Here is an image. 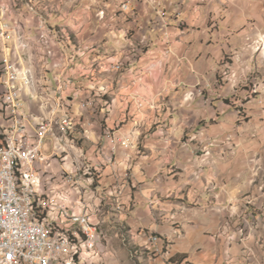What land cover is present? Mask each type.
<instances>
[{
    "label": "crops",
    "instance_id": "obj_1",
    "mask_svg": "<svg viewBox=\"0 0 264 264\" xmlns=\"http://www.w3.org/2000/svg\"><path fill=\"white\" fill-rule=\"evenodd\" d=\"M54 11L62 14L51 20ZM0 17L19 30L0 40V60L43 73L52 95L51 73L81 83L73 78L69 92L85 112L75 136L97 154L100 196L79 206L63 176L48 173L51 198L88 211L93 228L124 222L144 264H264V188L249 181L248 123L226 104L240 94L237 82L264 65V0H0ZM200 84L214 89L206 96ZM97 97L108 102L86 106ZM56 152L40 165L45 187ZM66 160L65 172L73 169ZM96 230L83 264L108 261Z\"/></svg>",
    "mask_w": 264,
    "mask_h": 264
},
{
    "label": "built area",
    "instance_id": "obj_2",
    "mask_svg": "<svg viewBox=\"0 0 264 264\" xmlns=\"http://www.w3.org/2000/svg\"><path fill=\"white\" fill-rule=\"evenodd\" d=\"M121 8L129 10V5L124 3ZM138 29L143 30V25ZM11 31L10 23L0 17V40L8 41ZM142 54L138 51L137 57ZM115 67L119 68V63ZM30 75L29 68L20 69L13 60L4 59L0 64V140H7V149H0V264H66V241L52 235V228H66L77 239L79 230L88 231L87 244H80L78 240L75 256V264H83L81 246L94 247V228L88 211H72L57 203L42 185L40 165L46 160L44 142L51 133L47 129V119L40 118L36 122L30 112L24 111L22 94L31 86ZM72 80L66 72L60 73L55 94H62L65 100ZM96 99L87 100L86 106L94 109L96 102L106 103L104 97ZM69 106L63 117L68 130L75 123ZM100 107L103 108V104ZM33 122H36L35 126ZM32 125L35 131L31 129ZM16 161H23V170H16ZM16 172H23V180H17L16 188H9V175H16ZM125 177L130 178V173ZM31 189H39L41 193V201H35V211L27 210V200H33ZM62 219H73V226L63 227ZM43 226H50V233H43ZM159 240V236L152 237V242L158 243Z\"/></svg>",
    "mask_w": 264,
    "mask_h": 264
},
{
    "label": "rangeland",
    "instance_id": "obj_3",
    "mask_svg": "<svg viewBox=\"0 0 264 264\" xmlns=\"http://www.w3.org/2000/svg\"><path fill=\"white\" fill-rule=\"evenodd\" d=\"M55 9L57 10V12L60 11L58 5L55 6ZM55 9L51 8L50 10H55ZM57 12L54 11L52 13V15L50 16L51 20H56L60 16L59 14H62L61 12L60 13ZM62 29L68 30V27L64 26V28ZM62 29L60 31H63ZM12 30L15 31L16 35H19L18 29L12 28ZM21 36L22 35L19 36L20 40H22ZM165 36H167V34ZM71 40L73 42H76L74 37H72ZM259 42L260 43L258 46L264 49V38L260 39ZM3 60H0V64L2 63ZM5 60H10V59L6 58ZM230 62L231 60L227 57L223 61L224 64H228ZM17 65L20 69L29 68V71L31 72V75L29 76L30 78L29 83H31V86L25 88L22 94V98L25 101L24 111L27 113L28 112L34 113V111L38 112V114H40L39 116L43 117V119L45 120L47 119V129L51 134L45 139L43 153L49 160L51 157H53V155L57 150L56 157L59 158L56 159L57 162H55V167L53 166L55 170L52 171L51 169V164H52L51 161L48 162L46 167L44 168V182L46 185V189L49 190L50 187L49 181H51L50 177L47 178V176H49L48 173H51L54 176H56V179L60 175H62L63 177H61V179L70 184L69 185L71 189L70 193L72 194V191H74L77 195H79V199L77 201L79 206H81V204L86 205L88 203L93 204V207L96 206L97 205L96 201L99 198L98 196H100L99 195L100 190L98 189L101 185L100 183L101 171L99 170L98 166L94 164V157L97 154L95 153L94 155L90 156V154L88 153L90 144L86 141V139H81L80 135L75 136L76 133L80 132L81 134V132L83 131L82 130L83 128L81 126V121L85 118V114H84L85 112H83L82 109L80 110V107L83 106L82 97L77 98V101L75 100L76 103L74 104L73 101H70L69 99L70 96L69 92L71 90V86L73 85V83H75L74 79L78 84V88H80L81 83L79 82V79L76 77L74 78L73 76L74 78L72 80L73 83L69 88H67L65 100H64L62 94L54 93V95H52L49 93L46 87L47 84L45 85V83L42 81V78L40 76V74L42 75L43 73L40 74L34 73L33 70L31 69L32 67L27 63L25 64V62L24 63L21 62ZM255 69L257 72L251 73L249 74V76H244L240 83L237 82V84H239L238 87L240 94H237V96L236 95L231 96V98L227 100L226 104L232 106L236 110V113L238 114V117L242 122L248 123L249 137L248 136L247 137L249 139L247 144H245L244 148H247L249 153L248 169L255 173L254 178L253 177L250 178L249 181H250V185L252 186L255 185L264 188V65H259L258 63V66H256ZM255 69H253V71H255ZM69 73L73 74L72 71H70ZM49 76L51 83L56 86L57 82L55 75L51 73L49 74ZM222 83L223 81L220 78L217 79V86L218 85L221 86ZM200 85H201L200 89L203 88V90L199 89L200 92H204L206 96H208L207 94L208 90L211 91V89H214L210 84H200ZM251 101L252 103H249ZM105 102H108V100H106ZM253 104H254L253 108L255 109H253L251 113L249 112L250 110L249 108H247V105H249L250 107V105ZM67 105H70L69 107L72 113V117L75 120L74 125L70 126L69 130L63 124V117L67 115L66 113ZM75 105H77V109L75 108ZM254 111L257 112L255 118L253 115ZM252 121L258 122L256 124V125L259 124L258 128L250 126V123ZM255 132L257 133L256 135ZM252 134L254 136H252ZM127 145L130 144H126V146ZM69 157H70L69 162L73 166V169L68 168V171L65 172L64 170L66 168L65 165L67 163V160L64 161V159L65 158L67 159ZM111 160L112 159L109 160L110 163ZM112 164L114 163H111V165ZM67 175H69V177ZM263 195H264V190H263ZM54 198L56 199L55 200L56 202H59V198L57 197ZM59 203L62 204L61 202ZM95 208L94 211H96ZM71 210L74 211L73 209ZM62 220L64 225L70 224L69 226H63V227H71L73 225V219H62ZM94 228L97 229L96 232L100 238V241L104 243V247L106 248L107 255H109L108 261L105 262L104 264H144L143 258H140V256L136 255L135 253L136 245H134L133 242H131L129 228L124 222L113 223V222H109L108 220L105 225L100 224L99 226H94ZM53 230L54 233H59L60 230L62 229L56 228ZM70 236H71L70 242H71V247L73 249L72 252L73 255L69 256V258L74 257V259L73 260L67 259L66 263L75 264V256L78 251V240H80V244H85L84 239L88 238V234L86 230H79L78 239L74 233H70ZM81 247L82 250H80V252L82 253L83 251L84 253V249H86V245H83ZM146 251L149 250L146 249ZM140 252L144 253L145 251L141 250ZM85 256H86V252H85Z\"/></svg>",
    "mask_w": 264,
    "mask_h": 264
},
{
    "label": "bare ground",
    "instance_id": "obj_4",
    "mask_svg": "<svg viewBox=\"0 0 264 264\" xmlns=\"http://www.w3.org/2000/svg\"><path fill=\"white\" fill-rule=\"evenodd\" d=\"M29 81H30V78H29ZM63 124L65 125L64 121H63ZM6 145H7V140H6ZM0 149H7V146L6 147H0ZM16 170H23V161H16ZM17 180H23V172H16V175H9V188H16ZM31 197L33 198V200H27V210L28 211H35V201H41V193L39 192L38 189H31ZM69 225H64V226H69ZM53 229H56V228H52V235L58 236L62 241H66V245H65V259L66 260L67 259L73 260L74 257L73 258H71V257L69 258V256L73 255L72 254L73 249L71 247V242H70V240H71L70 231L68 229H66V228H61L62 230H60L59 233H54ZM86 232L88 234L87 230H86ZM43 233H50V226H43Z\"/></svg>",
    "mask_w": 264,
    "mask_h": 264
},
{
    "label": "trees",
    "instance_id": "obj_5",
    "mask_svg": "<svg viewBox=\"0 0 264 264\" xmlns=\"http://www.w3.org/2000/svg\"><path fill=\"white\" fill-rule=\"evenodd\" d=\"M6 140H0V147H6Z\"/></svg>",
    "mask_w": 264,
    "mask_h": 264
}]
</instances>
